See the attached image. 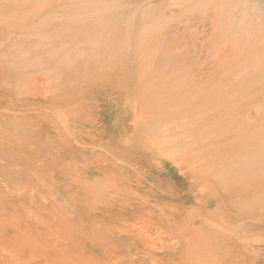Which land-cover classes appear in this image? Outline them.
<instances>
[{
  "label": "rangeland",
  "instance_id": "obj_1",
  "mask_svg": "<svg viewBox=\"0 0 264 264\" xmlns=\"http://www.w3.org/2000/svg\"><path fill=\"white\" fill-rule=\"evenodd\" d=\"M104 1L106 3L102 6H106L105 4H108V6L104 8V12L102 11L103 15L90 17L84 14V11H81L91 6L90 2H84L83 0L76 1V4L71 8V14L69 12L63 14L60 11L49 13V5L46 12L41 11L39 5L40 2H44L42 0H39V2L38 0H0V123H3V127L7 129L10 118L11 123L8 129L11 128L13 123L17 124L18 127L20 124L19 128L22 130L23 128H29V131L33 130L32 133L30 132L31 134L20 135V139L13 147L17 146L28 152L31 148L35 149L39 145L50 143V138L42 131L43 128L52 129L55 139L68 138L70 144L63 150L64 152L68 150L67 153L65 152V157L69 158V155L70 158L73 157L67 159V161L74 160L73 163L69 161L71 164H75L69 165L70 168L78 169L79 167L82 170V166L86 165V167L94 168L97 173L99 172V175H104V178L108 177L111 182L115 183L116 190H114L111 183L112 189L109 193L102 189V191L98 189L97 194L96 189L90 191L86 203L89 204L94 199L92 206L101 207L107 213L121 207L125 209L124 211L128 210L130 213L125 214L120 223L136 225L139 229L142 226V231L149 230V234L153 235L151 238L154 241L156 240L155 242H159L157 247L162 244L161 249L166 246L176 248L177 245H180L181 247L188 239L186 237L182 238L186 234L184 231L182 236L181 233L179 236V234L172 231L173 234H171L170 239H168L170 233L165 235L166 239L159 236L157 231V229H160L163 233L161 227L164 226V222L167 223L175 219L181 215L182 211L193 217L198 214L197 210L200 212L205 206L211 207L213 220H222L227 223L233 219L230 216V210L232 211L233 208L237 207L242 199L259 201L261 203L260 207L263 209L264 97L254 98L253 93L264 91V67L261 62L264 57L259 53V44L257 46L254 42L253 37L255 34L252 37L255 44V54L253 52L254 47L252 46L253 49L249 47L251 43L245 42V40L250 41L251 38L249 39L245 33L246 39L242 40V43L238 37L239 31L241 33V31L245 32L246 30L243 26L249 25L250 27L251 23L250 17H247L248 15L240 14L243 8L238 0H235L239 4L237 7H241H239L240 9L237 8L238 11L235 10L237 4L229 0L232 3L234 2L233 7H235L232 8V10L234 9V16L231 14L232 18L234 17L233 20H235L240 14L242 15L241 19L244 17L242 20H245L247 17L249 20H246L249 23L243 25V21L239 20L240 17L237 18V22H242V25L238 22V26H242L241 28H244V30L238 29L237 34V29L232 24V29H235L231 30H236V34L232 32L231 35H237V39L240 40L238 45L235 44L237 40L233 41L238 48L242 47L241 49H243L244 42L246 45L248 43V47L244 48L245 55H248V58L244 56L247 59L246 64L253 59V55L255 57L259 56L258 61L260 57H263L261 58L263 60L260 61L262 63H260L261 67L257 70L258 74L256 73V66L253 68L254 62L257 61L255 57L254 61L250 63L252 66L247 65L251 70L255 69L253 76L252 73H249L250 75L246 73L248 67H244L245 58L240 56L239 60V54L237 55L235 52V45H233L235 56L231 52L230 45H232V41L229 40L235 39L236 36H228L226 31L229 32L226 29L230 25V31L232 22L237 24L236 21L229 19L231 10H227V8L232 7L231 2L229 6L228 3H224V0L223 2L221 0L220 2L219 0H208V2L212 1L209 4L206 2L210 9L213 7L215 9L214 4L219 5L218 2L220 3L218 7L221 6L219 8L220 12L219 9H216V11L213 9V18V15H211L213 10L210 11L208 7L206 8L207 4L204 5L206 0H203L202 5L200 3L202 0H189L192 3L187 2V4L184 2L186 5L183 4V0H180V3H177L179 0ZM197 1L200 3H198L201 7L199 9H197L198 5L195 4ZM226 1L228 2V0ZM241 1L239 2L245 5L247 0ZM174 3L176 6L181 4V8H179V5V7H175ZM221 3L223 6H228L226 10L229 12L226 11V13L229 18H223L222 26L225 22L224 31L218 30L219 33L222 32L218 36L216 28L219 23L217 26L215 25L216 31L212 28L216 23L213 21L222 15L221 13L225 15ZM193 5H197V10L195 11L192 7L191 13L187 14L189 10L187 7ZM185 8L186 13L184 12ZM207 10L211 14H208ZM105 11L107 12L105 13ZM203 11H207L209 18H207L208 15L205 17L206 14L203 16ZM194 14H197V16ZM183 15L184 17H182ZM185 16L187 17L185 18ZM189 16L190 19H188ZM84 17L85 21H83ZM211 17L213 19L210 20ZM183 18L186 20H182ZM211 22L213 23L210 24ZM218 22H220V19H218ZM220 25L218 28L221 27L219 28L221 30L222 26ZM238 26L237 28H239ZM196 33L199 35L197 36ZM213 34L218 36H216L217 39L214 38ZM225 35H227V41ZM220 38L221 40L224 38L222 45L219 42ZM212 39L216 41H214L215 44L217 43L215 49ZM228 41L231 44H228ZM226 42L228 45L224 44ZM226 46L230 47V52L225 50ZM247 48L249 50L251 48V51H248ZM183 49L187 52L186 54ZM227 51L232 53L228 57L233 58L234 56L233 59L236 63L233 59H231L233 62L230 61L232 63L228 62L230 59H227V54H229ZM238 51L240 49H237ZM242 51L240 53H243ZM246 51L248 52L246 53ZM221 54H224L225 57L222 58ZM249 54L251 55L250 58ZM212 56L216 58L213 59ZM241 60L243 61L240 62ZM225 61L230 65L228 63L224 64ZM237 63L239 64L237 65ZM222 64L224 65L223 68H221ZM241 64H244L242 66L247 70L244 68L242 70ZM183 65L184 67H182ZM236 69L246 71L244 74L247 77L241 75V78H239L240 73H242L240 71L238 73L239 79L237 77L234 79L233 72L237 73ZM226 70L233 71L231 78L234 79V82L236 80L235 83ZM225 72L229 76V78L227 77L228 80L223 77ZM259 76H262V78ZM229 79L232 81L230 82ZM23 83L27 86H24ZM177 99L179 104H177ZM138 100H144L149 104L148 108L142 110V113H137V116L142 118L145 124L139 127L132 125L131 122L126 125H121V122L118 124V121H121V116L131 114V111L139 106ZM181 103L182 105H180ZM77 105L79 106L77 107ZM53 107L56 108L55 111ZM209 110L213 111L209 113ZM181 122L182 124L185 122L184 126ZM165 123L168 126L169 123L171 125L172 123L175 124L166 127ZM177 126L181 129L179 127L178 129ZM176 129L178 130L176 131ZM0 135L2 136V133ZM180 135L182 136L179 137ZM2 139L3 136L0 137V141ZM27 139H31L34 147L30 142L28 143L29 140L27 141ZM19 143L25 144L21 145ZM183 143L185 146L182 145ZM77 144L78 147H81L78 150L75 148ZM73 149L74 152H72ZM81 150L83 153L80 152ZM64 152L62 155L57 156L59 158L53 156L52 159L45 156V158H36V162L33 161L35 159L33 157H31V162L28 161L29 154V157L22 155L23 157H19L16 162L24 173H29L24 168L27 167L29 170L30 167L28 168V166L31 165L32 167L33 164L40 168L44 166L43 168L48 170H58V166L61 168L60 162L63 161L60 157L65 159ZM76 155L79 156L76 157ZM4 158L6 159V157ZM7 159V163L11 161L9 157ZM77 159L79 160L77 161ZM97 160L103 165L96 163ZM38 162H40V166H37ZM3 164L7 165L5 162ZM36 167L33 166L32 168ZM1 177V188H7L10 180L0 174V179ZM68 178L71 179L69 176ZM108 178L107 180L110 182ZM69 181L67 178L60 180V182L69 183V188L79 184L75 182V185H73L72 181H70L71 183ZM3 182L4 184L8 183V185H3ZM36 182L33 180V183H24L28 187V184H30V188L34 189H31L32 192L30 191L32 195L29 194L30 188L27 190V187L23 185L25 188L22 186V190L20 189L21 191H28L26 199L29 200V203L32 200L31 196L33 198V191L34 193L36 191V195L43 192L44 196L53 193L51 182L48 183L49 185L47 184L48 186L45 183ZM34 183L37 184L35 188ZM44 185L47 188H42ZM38 186H40V189ZM117 190L118 196L117 193L114 194ZM152 191L156 192L154 196H151ZM208 191H211V194L207 195L205 193L206 199L201 204L191 202L200 198L201 193ZM214 191L225 192L219 195ZM127 192H136L134 194L143 197L141 196L139 199V196L136 197L135 195L122 196ZM35 194L34 198L36 197ZM99 195L100 197H98ZM149 195L151 197H148ZM103 197L105 200H103ZM37 198V201L35 199V202L27 203L28 206L24 202L26 199H20V203L22 201L25 203L21 210L25 212L26 216L39 215L40 211L44 209L42 204L38 203L43 202L42 199H39L40 195ZM142 198L147 201L144 202L145 200ZM96 199L101 201L100 204L96 203ZM223 201H225L224 205ZM213 203H216L218 207H212ZM53 204L51 205L54 208ZM249 207L244 206V208ZM245 215L240 216V221H244V225L239 227L240 229L236 228L240 233L237 234L235 230V233L225 236L226 238L224 237L223 240L228 242L229 238L232 237L230 238L231 242L237 236L254 232L250 223H245ZM3 217L8 220L10 212H6ZM168 217L170 219L167 220ZM93 220H96L94 214L80 217L73 215L65 224L83 227L95 223ZM190 222H193V220H190ZM59 224L55 223L53 226ZM214 224L217 227L219 226L217 222ZM185 225L184 222L183 227ZM188 226L191 225L185 227ZM212 231H210L211 235ZM155 234L158 238L154 237ZM174 234L176 238L173 237ZM171 237H173L172 241ZM217 238L218 236L215 237V235L214 238L213 236L209 237L206 243L215 244L220 239ZM174 241H177V245L174 244ZM195 241H198L199 244L202 243L200 238ZM217 245L218 243H216ZM227 249L238 250L232 248L231 244L226 246ZM178 258H184V255L180 254ZM170 260L173 262L172 259Z\"/></svg>",
  "mask_w": 264,
  "mask_h": 264
},
{
  "label": "bare ground",
  "instance_id": "obj_2",
  "mask_svg": "<svg viewBox=\"0 0 264 264\" xmlns=\"http://www.w3.org/2000/svg\"><path fill=\"white\" fill-rule=\"evenodd\" d=\"M42 1H44V2H40V5H39V9L41 11H45L46 12V9L48 10L47 7L49 5V10H48L49 13L60 11L63 14H67V12H69V13L71 12V8H72V6L74 4H76L77 0H42ZM83 1L84 2L88 1L91 4L90 7L81 10V11H84V14L89 15L90 17L91 16H98L99 17V14L103 15V12H104L103 10H105L104 8H107L106 6H108V4H105L106 6H102V5H104V3H106L104 0H83ZM191 1H193V0H191ZM199 1H201V0H199ZM199 1H197L195 3L198 6L197 5H193L191 7H187V8H189V10L187 9L188 10L187 14L190 11H192V7H193V9H195V11L197 9L201 8V7H199V4L201 3V5H202L204 2L202 0V2L199 3ZM212 1L208 2V0H206L204 5L206 6V4H207L206 2H208V4H209ZM221 1L223 2V0H221ZM232 1L235 2V0H232ZM232 1L228 0V2H227L226 0H224V3L225 4L228 3L229 6H230V2H231V4H232L231 8L230 7L227 8L228 6H225V5L223 6V4L221 3V5L223 6L222 7V11L224 10L223 12L225 13V15H223V13H221L223 16L220 15L219 17L216 18V20L213 21V22H216L217 24L215 23L214 26L212 25L214 28H212V26H211V28L214 29V31L217 30L216 33H218L217 34L218 36H219V34H222V32L219 33L218 30L219 31H222V30L224 31L223 28H224V23L225 22L223 21L224 23H223V26H222L223 18L224 17H225V19L229 18V15H231V14L234 16V14H233L234 13L233 12L234 9L232 10V8H235V7H233V3L234 2L232 3ZM239 1H241V0H238V3H240L241 7L243 8L241 10L240 14L248 15L247 17H250V19H251L250 22L251 23H250V27H249V25H247L249 27L248 28L244 24H248L249 22L247 20H249V19L246 17L247 20L246 19L242 20V19H244V17H242V19H241L242 15L239 14V16L237 18L240 17L239 20L241 19V21H243V25H244L243 27L246 30H245V32L241 31V33L239 31V36L238 37H239V39H241V41L242 40L244 41V39H246V36L249 37V39L251 38L250 41L249 40L248 41L245 40V42L251 43L249 45V47H252V46L254 47V49H253V47H252V49H253V52L255 54V44L253 43V40H252V37L255 34L256 37L255 36L253 37L254 42H256V45L259 44V47H260L259 53L264 57V0H247V1L245 0L246 1L245 5H242V3H241L242 1L241 2H239ZM38 2H39V0H38ZM182 2L184 4V2L187 3V2H189V0L188 1L183 0ZM182 2H181V4H182ZM219 2H220V0H219ZM219 2H218V4L220 5ZM177 3H180V0ZM189 3H192V2H189ZM238 3H236L237 4L236 8H235L236 11H238L241 8L240 6H239L240 8L237 7L239 5ZM181 4H177V6H176L175 3H174L175 7H179L180 6L179 8H181ZM208 4H207L206 8L208 7L210 11L213 10L214 7L210 9ZM243 4H244V2H243ZM184 5H186V4H184ZM184 5H182V6H184ZM219 5H217V3H216V5L214 4V6L216 7L214 9L215 11H216V9L218 10L221 7V6L218 7ZM196 6L198 7L197 9H196ZM205 6H203V7H205ZM139 7H140V5H139ZM179 8H177V9H179ZM226 8H227V10H231V12L227 11ZM237 8H239V9H237ZM112 10H113V8H112ZM209 10H207L208 14L210 13ZM214 10L211 11V13H212V14L210 13L211 15H213ZM199 11H198V13H199ZM207 11H205V12L203 11L204 12L203 16H205V14H206L205 17H207V15H208ZM220 11L221 10L219 9V12ZM226 11L229 12V15L226 13ZM106 12L107 11H105V13ZM184 12L186 13V8H185ZM193 12H194V10H193ZM110 13H111V11H110ZM137 13H138V11H137ZM216 13H218V12H216ZM216 13H214V14H216ZM226 14H227L228 17L226 16ZM232 15H231V17L229 19H232V21L235 22L237 18H235V20H233L234 17L232 18ZM195 16H197V14ZM182 17H184V15ZM186 17L187 16H185V18ZM185 18H183L182 20H184ZM207 18H209V15H208ZM213 18H214V15H213ZM213 18L211 17L210 20L213 19ZM188 19H190V16H189ZM203 19H204V17H203ZM218 19H220L221 25H220V22H218ZM108 20H109V18H108ZM199 20H198V25H199ZM83 21H85V17H84ZM187 21H186V23H187ZM111 22H113V21H111ZM213 22H211L210 24H212ZM238 22L240 23V21H238ZM238 22H237V24H234L233 22L231 23V28H230L231 32L229 31V26L230 25L228 26L227 29L225 28L230 33V34L227 33V31L225 30L226 34H228V36H231V37H235L236 36L235 39L229 40L230 42L232 41V45H230V47L232 48V51L230 50V47H227V46L226 47L228 49L226 48L225 50H228L229 52L231 51L234 54V56H235V52H236L237 55L239 54V60H240V56L242 58H245V57L248 58V55L247 54L245 55V49H246V46L248 47V43L246 45L245 42H244L245 46L243 45V49H241L242 47L238 48L236 46V45H238V42L240 40L237 39V35H234V34L231 35V33L232 32L235 33L236 30L235 31H232V30H234L236 28L237 29V34H238V29H240L242 27V26H240V27L238 26ZM218 23H219L220 26H222L221 30L219 29L221 27L218 28V26H219ZM232 24L235 27L234 29H232V27H233ZM215 25L216 26L218 25L217 26L218 29L216 28V30H215V27H216ZM240 25H242V22L240 23ZM237 26L239 28H237ZM244 28L243 29L241 28V29L244 30ZM245 33H246V36L244 35ZM196 35L198 36L199 34L196 33ZM217 35L215 34L214 38H216ZM221 36L223 37L224 35H221ZM210 37H211V35H210ZM226 37H227V35H225V39H226ZM221 38L219 40L220 45L223 44V40H224V38L222 40H221ZM255 38H256V40H255ZM183 40H185V39L183 38ZM234 40H237V42H235ZM212 41L214 42L215 40L212 39ZM226 41H227V39H226ZM229 41H228V44H231V43H229ZM233 41L235 42L236 45L234 44ZM243 41H242V43H243ZM215 42L213 43L214 49L216 48V45H217V43L215 44ZM224 44L228 45L227 42L224 43ZM233 45H235L234 47H236L235 48L236 49L235 52L233 51V48H234ZM210 47H212V46H210ZM218 47H220V46H218ZM237 49L238 50L240 49V51L243 50L242 52L244 53V55H243V53H240V51L237 52ZM184 50L185 49H183V52L186 54L187 52H185ZM217 50H218V48H217ZM225 50H224V53L226 52ZM247 50L251 51V48H250V50H249V48H247ZM212 51H211V53H212ZM248 51H246V53ZM220 53H219V55H220ZM232 53H229V54L226 53L227 57L231 56L230 54H232ZM240 54H242V55H240ZM209 55H211V54L209 53ZM234 56H233V58H235ZM250 56L251 55L249 54V58H250ZM224 57L225 56H223L222 58H224ZM236 57H238V56H236ZM254 57L255 56L253 55V59L249 60V62H247V64H246V60L247 59L245 58V61H244L245 62V66H244V64L240 65V67H242V70H244L245 69L244 67H246L247 65L252 66V64H250V63H252L254 61ZM258 57H255L256 60H257ZM263 57H260L259 61L257 60L259 63L256 61V62H254L255 65L253 64V68H255V66L257 68L256 69V73H257V70L261 67L262 63H263V67H264V60H263L264 58ZM214 58H216V57H213V59ZM233 58L232 57L231 58L228 57L227 59H230V60L229 61L227 60V61L228 62H230V61L233 62V60H234ZM261 58H263V59H261ZM231 59H233V60H231ZM237 60H238V58H237ZM261 60H263V61H261ZM227 61H225L226 63H224V64H227L228 63ZM242 61L243 60H241L240 62H242ZM232 62H230V63H232ZM221 63H223V62H221ZM234 63H236V61ZM239 63H237V65ZM257 63L260 66H258ZM183 64H185V63H183ZM249 66H247L248 70L245 69V70H247V72L246 71H241V69L240 70L236 69L235 71L237 73H235L233 71L230 72L229 70L228 71L226 70V72L230 73V78H231V73L233 72L234 75L233 74L232 75L234 76V79H236V77L237 78L239 77L238 73H240V71L243 74L240 73V77L239 78H241V75H242V77L246 76L244 74V72H246L248 74L252 73V76H253L254 75L253 73L255 72L254 71L255 69L251 70ZM182 67H184V65ZM185 67H187V66L185 65ZM223 67H224V65L222 64L221 68H223ZM262 68H261V70H263ZM249 70H251V72H249ZM217 72H218V70H217ZM263 72H262V74H263ZM145 73H146V71H145ZM225 73H224V76L221 74V77L223 76L224 79L228 80L229 76H227V73L225 75ZM214 78H215V76H214ZM260 78H262V76ZM231 79L234 82V79L233 78H231ZM259 80H261V79H259ZM229 81H230V79H229ZM235 82H236V80H235ZM23 84H24V86H27V85H25V83H23ZM253 94H254V98L264 97V91L263 90L259 91V92H256V93H253ZM145 97H146V95H145ZM157 99H159V98H157ZM155 101H154V103H155ZM148 102H150V101H148ZM160 103H159V105H160ZM182 103H183V101H182ZM182 103L180 105H182ZM177 104H179V100H178ZM138 105L139 106L137 108H135L136 111L133 110V111H131V114L123 115V117L121 116V121L119 120L118 124L121 122L120 123L121 125H126L129 122H131L132 125H135L137 127L141 126L142 124H145L144 120L137 116V113L138 114L142 113V110L144 108H148L149 104L146 103L144 100H138ZM78 106L79 105H77V107ZM178 107H179V105H178ZM53 110L55 111L56 108H54ZM212 111L209 110V113L212 112ZM62 114H63V112H62ZM48 118H49V116H48ZM56 118H57V116H56ZM10 120L11 119L9 118V120H8L9 121V123H8L9 127H10V123H11ZM192 120H193V118H192ZM184 121H186V120H184ZM173 122H175V121H173ZM175 123H177V122H175ZM175 123H172V125L169 123V126H173ZM2 124L3 123H0V134L2 133V136H3V139L1 140L3 143H0V174L2 176L7 177V179L10 180V182H9L10 184H9V186L7 188H1V184H0V264H169V263H171V264H264V215H262L264 213V208L262 209L260 207L261 203H259V201H254V200L248 201L247 199H242L240 201V203L237 204V207L233 208L232 211L230 210V212H231L230 216L233 219L231 221L227 222V223H225L222 220H217V219L213 220V217L211 215V211L212 210L210 211L211 207L205 206L207 208L203 207L202 208L203 210L200 211V212L197 210L198 214L195 215L196 217L195 216H193V217L192 216H188L186 212L182 211L181 215H179L175 219H172L171 221H168L167 223L164 222V226L163 227L160 226L162 228L161 230L163 231V233L160 231V229H157V231H158V235L159 236H163L164 238H166L165 235L167 233H170L168 239H170L171 234H173L172 231L176 232V234H179V236H180V233H181V236H182V232L184 231V233H186V234H185V236H182V238L184 239V237H186L189 240L185 238L186 240L182 244L181 247H180V245L179 246L177 245V241H174L175 242L174 244L177 245L176 248H174V246H166V247L161 249L160 247L162 246V244H159V246L160 245L161 246L157 247L158 246L157 243H159V242H155L156 240L154 241L151 238V236H153V235H150L151 233L149 234V232H148L149 230L147 228H146V230H148V231H145V230L142 231L141 230L142 226H141V229H139L138 227H136V225H132V224L131 225H126V224L120 223L122 221V219L124 218L125 214L130 213L128 210L124 211L125 209H122V207H121L120 209L117 208L118 210H114L112 212H109V210H108L109 213H107L104 210H102L101 207L92 206L94 204V202H93L94 199L92 200L93 203L90 200H89L90 201L89 204L86 203L87 199H88L87 195H88V193L90 191L92 192V190L94 191V189H96L97 190V192L95 190L96 194L99 191H102V190L103 191H108V193H109L110 189H112V185L114 187V190H116V188L114 186L115 183L111 182L110 178L107 177L108 179H110V182H109V180H107V178H104V175H99V172L97 173V171L94 168H92V167L90 168L88 166V163H87L88 167H86V165L82 166V170L78 166H77L78 169L70 168L69 165L70 166L75 165V164H71L70 163V162L73 163L74 160L73 161L69 160L70 162L67 161V159L70 158V155H69V158L65 157V152L67 153L68 150L65 151V152L63 150L67 145L70 144V140H68V138L61 137V138H64V139H61V138H56L55 139L54 136H53L54 132H52V129L50 130V129H44L43 128L42 131H44V133L47 134V137L50 138L51 142L47 143L45 145L44 144L43 145H39L35 149L31 148V150H29L28 152H25L23 148L20 149V147H17V146L13 147V145L16 144L17 141L20 139V137H19L20 135H23V134L27 135L30 132L32 133L33 130L29 131L28 130L29 128H25L26 131H25L24 128L22 130L21 128H19L20 124H19V127H18L17 124H13V123H12L11 128L8 129V126H7V129H5V127H3ZM157 124H159V123H157ZM157 124L155 125V127L157 126ZM181 124H182V122H181ZM184 124H185V122H184ZM184 124H182V126H184ZM165 125H166V123H165ZM165 125H164V127H165ZM167 126L168 125H166V127ZM178 127L179 126H177V128ZM179 128L181 129V127H179ZM166 129H169V128H166ZM178 129H176V131ZM27 130H28V132H27ZM164 131H166V130L164 129ZM67 132H69V131H67ZM90 132H91V130H90ZM259 133H260V131H259ZM2 136L0 135L1 138H2ZM181 136L182 135H180L179 137H181ZM29 137H30V135H29ZM179 137H177V138H179ZM27 141H28V143L30 142V144L32 145L31 139H27ZM48 141H49V139H48ZM185 142H187V141H185ZM25 143H27V142H25ZM19 144H21V143H19ZM24 144H21V145H24ZM30 144H29V146H30ZM75 145H76V143H75ZM75 145H73V146H75ZM182 145H184V143ZM173 146H175V145H173ZM179 146H181V145H179ZM79 147H78V144H77V147H75V148H77V150H78ZM263 148H264V146H263ZM25 149H27V148H25ZM176 149H177V147H176ZM178 149H179V147H178ZM82 150L80 152L83 153ZM260 151H261V148H260ZM263 151H264V149H263ZM63 152H64L65 159L60 157V159H62L63 161L60 162L61 163V168L58 166V168H59L58 170L44 169L43 168L44 166H42V168H40V167H36L34 164H33V166L36 167V168L33 169L32 168L33 166L31 167V165L29 163L30 166L27 165L28 168L30 167L29 170L27 169V167L24 168L25 166H22L25 169V171H29V173H27V172L24 173L18 167L17 162H16L19 157H23L24 155L28 156V157L30 155V158L28 160L29 162H31V159H32L31 157L35 158L33 161L36 162L37 161L36 158H40V157H44L45 158V156L46 157L48 156L49 158H52L53 156L57 157V156L62 155ZM72 152H74V149H73ZM26 153H27V155H26ZM108 154H109V152H108ZM261 154H263V153L261 152ZM78 156L79 155H76V157H78ZM4 157H6V159ZM8 157L11 160L10 162H8L9 164L6 161V160H8L7 159ZM112 157H114V156H112ZM57 158H59V157H57ZM71 158H73V157H71ZM4 159H5V161H3ZM79 159H81V158L79 157ZM79 159H77V161ZM25 160H26V158H25ZM82 160H83V158H82ZM82 160H80V161H82ZM4 162L7 165H4L3 164ZM41 162L43 163V161H41ZM83 162H84V160H83ZM39 163L40 162L37 163V166L38 165L40 166ZM96 163H100V162L97 160ZM100 165H103V164L100 163ZM123 165H125V164H123ZM130 167H132V166H130ZM68 176L71 177V179L68 178ZM64 178H67L70 181H72L73 185H75V182L79 183V184L73 186V188L70 187L71 188L70 189L69 188V183L60 182V180H62ZM0 180L2 181V177H1ZM33 180L37 181L36 183H38V181L42 182V183H45L46 186H48L49 185L48 183L51 182V184H50L51 185V189H52L51 191H53V193L51 195L49 194V196L45 193L47 196H44L43 192L42 193L39 192L38 195H36L35 194L36 191H35V193L33 191V198L31 196L32 200H30L31 201L30 203H33V202L37 201L38 200L37 197H39V195H40L39 199H42L43 202L42 203L38 202V203L42 204V207H44V209H42L40 211L39 215L26 216L24 214L25 212L21 210V207L25 206V203H26V205H27V203H29V200L26 199L28 191L27 192L26 191H21L22 190L21 188H23L25 186L24 183H26V182H29V183L32 182L33 183ZM111 183H112V185H111ZM2 184L3 185H6V184L8 185V183L4 184V182ZM28 185H29V187L25 186V187H27V190H28V188H30V184H28ZM34 185L33 186L35 188L37 184L34 183ZM46 186L44 185V186H42V188L46 187ZM38 188L40 189V186H38ZM31 189L32 188L29 189V194L32 195V193H30ZM49 189H50V187H49ZM98 189H99V191H98ZM32 190H34V189H32ZM127 191H129V190H127ZM117 192H118V190L114 194H116ZM122 192H124V191H122ZM214 192H217V194L220 195L221 193H224L225 191H214ZM40 193L43 195L42 198H41L42 195ZM134 193H136V192H127V193H125L122 196H132V195H135L136 197L139 196L138 194H134ZM155 193H156L155 191H152V195L151 196H154ZM205 193L207 195H209V194H211V191L201 193V197L200 198H198L197 200L195 199L194 201H191V202L194 203V204L195 203H200L201 204V202H204L205 199H206ZM29 194H28V196H30ZM34 194L36 195L35 198H34ZM116 195L118 196L119 194L117 193ZM170 195H172V194H170ZM101 196H102V194H101ZM141 196H139V199H140ZM151 196L149 195L148 197H151ZM198 196H199V194H198ZM98 197H100V195ZM104 197H103V200H105ZM22 198H24V200L26 199L24 201L25 203L23 201H22V203H20V199H22ZM142 199L145 200V198H142ZM146 201L147 200H145L144 202H146ZM228 201H229V199H228ZM99 202H101V201L97 200L96 203L98 204ZM224 202L225 201H223V205L225 204ZM52 203H54L53 204L54 208L51 205ZM124 203L126 204V202H124ZM21 204H23V205H21ZM245 205L246 206H250V207L249 208H244ZM102 206H103V204H102ZM214 206L218 207V205L216 203H213L212 207H214ZM159 210H160V207H159ZM161 210H162V207H161ZM176 210H177V208H176ZM193 210H195V209H193ZM172 211H173V209H172ZM174 211H175V209H174ZM6 212H10V217H9L8 220H6L3 217V215ZM146 212H148V211H146ZM91 214H94L95 217H96V220L95 221L93 220L95 222L93 224H88V225H85L83 227L69 226L68 224L67 225L65 224L68 219L73 217V215L80 217V216H90ZM148 214L151 215L150 213H148ZM162 215L164 216L163 213H162ZM242 215H245V217H244L245 223L246 222L250 223L251 228H252V230L254 232H252L251 234H248V235L237 236L235 238V240L233 238L231 240V242H230V238H232V237H230V238L228 237L229 238L228 242H230V243L226 242V240H223L225 236L227 237V235H229L231 233L232 234L235 233L236 228L240 229L239 227L244 225V221L243 222L240 221V216H242ZM159 218H161V217H159ZM164 218H165V216H164ZM166 219L168 220L170 218L168 217ZM190 220H193V222L189 223ZM123 222H126V221H123ZM184 222L186 223L185 226H187L189 224L191 226H188V227L184 226L185 227L184 228L183 227ZM216 222L219 223L218 227H217V225L214 224ZM55 223H60V224L58 226H53ZM156 225H158V224H156ZM149 227H150V225H149ZM213 227H214V229H213ZM246 228H248V227H246ZM212 229H213V231H212ZM157 231L155 230V232H157ZM210 231H212V235H211ZM213 232H214V234H213ZM236 233L238 234L240 232L236 230ZM214 235H215V237L218 236L217 239L220 238L219 240H217V242L215 241L216 243H218L217 246H216V243L215 244L206 243L207 242L206 240L209 237H212V236L214 238ZM154 237L158 238L157 235L154 236ZM173 237H175V234H174ZM173 237H171V241H172ZM198 238H200L202 243L199 244L198 241H195ZM172 243H171V245H172ZM230 244H231L232 248H236L238 250L234 251L233 249H230V250H233V251H230L229 249H227L228 251H230V252H228L226 250V246L230 245ZM180 254H183L184 258H182V259L178 258V256ZM170 259H172L173 262H171Z\"/></svg>",
  "mask_w": 264,
  "mask_h": 264
}]
</instances>
